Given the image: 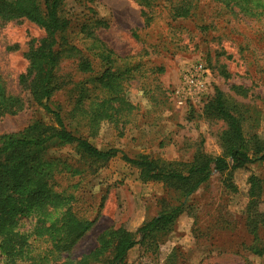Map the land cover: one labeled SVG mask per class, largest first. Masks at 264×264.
Instances as JSON below:
<instances>
[{"label":"rangeland","instance_id":"1","mask_svg":"<svg viewBox=\"0 0 264 264\" xmlns=\"http://www.w3.org/2000/svg\"><path fill=\"white\" fill-rule=\"evenodd\" d=\"M84 3L105 22L95 35L116 55L140 57L147 69L160 67L162 71L144 69L126 83L124 95L134 106L126 115L127 123L102 120L95 133L88 136L98 149L115 148L120 152L95 174L81 176L77 193L83 204L91 205L89 217L96 219L69 253L73 260L94 250L104 231L123 226L134 232L179 197L162 183H142L138 170L124 162L121 153L130 157L147 154L163 162L189 161L199 148L211 156L220 154L218 136L225 124L206 119L201 109L179 107L171 97L185 65L199 59L205 62L212 92L221 91L229 106L241 107L246 135L255 133L264 143V16H244L237 9L230 12L219 2L201 0L191 17L167 20L160 16L145 28L140 7L133 0ZM65 9L80 19L92 14L74 0H65ZM44 35L42 28L27 20L0 24L2 85L25 103L16 114L0 118V134L21 131L36 119L53 123L50 114L29 100L19 82L27 67L25 53ZM78 63L79 56H74L62 59L58 66L57 74L69 84L68 89L90 77L78 70ZM74 97V91H62L53 101L67 111L72 109ZM46 153V159L73 155L69 146L57 142ZM250 174L264 179V162L235 172L237 190L230 192L222 186L221 175L213 171L194 195L191 211L178 217L157 246L133 247L128 264H264V254H252L247 248L252 242L244 227ZM60 185L65 186L66 181H60ZM259 209L264 211V183ZM31 220L22 217L20 223L29 229ZM260 236L264 242V231ZM39 247L45 246L40 243ZM107 260L105 255L88 264H107Z\"/></svg>","mask_w":264,"mask_h":264},{"label":"trees","instance_id":"2","mask_svg":"<svg viewBox=\"0 0 264 264\" xmlns=\"http://www.w3.org/2000/svg\"><path fill=\"white\" fill-rule=\"evenodd\" d=\"M84 1L74 0L92 13L93 8ZM133 1L148 28L160 16L167 20L191 17L201 0ZM211 1L230 12L237 9L244 16H264V0ZM79 19L65 9V0H0V24L27 20L44 30V37L25 53L27 67L19 82L29 100L53 119L50 125L36 119L21 131L0 134V264H88L105 255L107 264H128L133 247L157 246L178 217L191 211L194 195L213 171L221 175L225 189L236 192L234 173L264 162V143L255 133L246 135L241 107L229 106L224 94L213 90L199 109L206 119L225 124L218 136L220 154L211 156L199 148L189 161L163 162L147 154L130 157L121 153V159L138 170L142 183H162L179 197L134 232L123 226L110 228L98 236L94 250L78 260L71 259L69 253L96 219L89 217L92 207L83 204L77 193L81 176L95 174L120 152L98 149L88 136L102 120L115 124L129 121L126 115L134 106L124 95L126 83L147 69L140 57H120L95 35L96 29L106 25L94 13ZM74 56H79L78 70L90 77L68 89L57 69L62 59ZM62 91L75 93L71 110L53 101ZM24 105L20 97L5 91L0 77V118L16 114ZM54 142L69 146L73 155L46 159V151ZM60 181L66 185L61 186ZM263 181L258 175H249L244 217V227L252 238L248 251L258 256L264 254L260 236L264 211L259 209ZM22 217L31 218L32 227L24 229ZM40 243L45 247L40 248Z\"/></svg>","mask_w":264,"mask_h":264},{"label":"built area","instance_id":"3","mask_svg":"<svg viewBox=\"0 0 264 264\" xmlns=\"http://www.w3.org/2000/svg\"><path fill=\"white\" fill-rule=\"evenodd\" d=\"M212 93L210 69L202 60L185 65L172 91V99L179 107L199 109Z\"/></svg>","mask_w":264,"mask_h":264}]
</instances>
